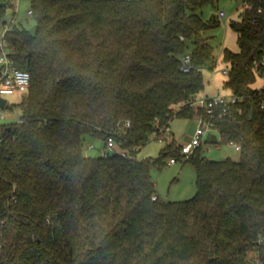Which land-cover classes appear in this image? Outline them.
Masks as SVG:
<instances>
[{
  "label": "trees",
  "instance_id": "obj_1",
  "mask_svg": "<svg viewBox=\"0 0 264 264\" xmlns=\"http://www.w3.org/2000/svg\"><path fill=\"white\" fill-rule=\"evenodd\" d=\"M29 1L35 31L14 21L5 36L31 84L19 120L0 124V264H264V95L253 87L264 0H235L239 51L222 53L225 86L243 100L218 121L220 141L238 140L240 158L198 147L187 158L198 191L182 201L162 199L151 172L181 145L156 159L137 152L175 117L204 114L192 103L221 21L202 11L222 0ZM12 2L0 0V28ZM87 135L128 155L87 156Z\"/></svg>",
  "mask_w": 264,
  "mask_h": 264
},
{
  "label": "rangeland",
  "instance_id": "obj_2",
  "mask_svg": "<svg viewBox=\"0 0 264 264\" xmlns=\"http://www.w3.org/2000/svg\"><path fill=\"white\" fill-rule=\"evenodd\" d=\"M15 7L7 9L4 22H11L13 17L21 22L26 28L32 32L36 29V22L31 14L28 13L30 8L29 0H13ZM245 6L243 3L235 0H222L219 3L208 5L203 9L202 15L204 19L210 20L214 15L220 17V26L208 32L212 36L211 43L214 46V59L216 64L214 66H206L202 69L205 89L199 93V97H212L221 93L223 95L230 94V89L225 86L227 75L223 74L222 70L227 68V64L223 61V49L230 48L233 51H239L237 33L230 27L231 20H241L242 13ZM220 10H224L226 15L220 16ZM2 24L1 27H3ZM1 33V32H0ZM194 45L190 44L187 49L192 52ZM263 81L258 79L253 87L257 88L262 85ZM27 96V92L16 90L12 94H7L5 97L8 99L6 107L2 108L0 114V124L18 121L21 115L20 104ZM199 126L198 116L194 117H175L170 122L171 131L165 132V139H157L150 136V140L143 144L141 149L137 152L138 159L144 158H159L167 146V144L174 139L177 145L187 144L192 141L195 132ZM213 136V135H211ZM209 136L204 140L203 150L200 153L201 157L213 160H224L228 157L238 160L240 152L235 150L233 146L224 141H219L218 144L210 142L212 137ZM216 137V136H215ZM93 144L94 147L89 149L88 146ZM106 142L102 138L87 135L85 138V154L91 157H98L104 155ZM110 154L115 150L109 149ZM172 155L164 157L165 163L161 166H154L152 168V176L156 184V189L159 196L167 201H182L192 199L196 196L198 191L197 185V171L195 164L192 160L179 159L174 164H169ZM251 257L255 254L251 253Z\"/></svg>",
  "mask_w": 264,
  "mask_h": 264
},
{
  "label": "built area",
  "instance_id": "obj_3",
  "mask_svg": "<svg viewBox=\"0 0 264 264\" xmlns=\"http://www.w3.org/2000/svg\"><path fill=\"white\" fill-rule=\"evenodd\" d=\"M31 12L32 11L29 9L28 13L31 14ZM219 14L220 16L226 15L224 10H220ZM16 18L17 15L13 17L11 22H5L3 27L0 28V98H6L5 95L12 94L16 90L27 92L31 84L30 72L24 69H18L14 66V60L10 56V51L5 40L6 33L11 24L16 21ZM181 39L184 40V37H181ZM190 60L191 56L187 55L185 63L182 67L184 71L190 70ZM255 70L259 75H261V80L263 81L262 85L256 88V94L264 95V60L260 63L256 62ZM222 72L223 74H227V68H224ZM242 100L243 99L241 97L231 93L227 95L218 93L216 96H206L195 100L192 105L201 107L204 110V114L198 116L199 126L192 141L187 144H182L181 156L179 158L171 157L169 164H174L179 159H187L198 149V147L203 146L204 140L211 135L216 136V139L220 141L221 127L218 121L230 115L232 106L241 103ZM261 107L264 108V98L261 100ZM2 108L3 107L0 106V114L2 112ZM239 111H241V109H239ZM127 124L130 125L129 122ZM167 131H171L170 126L166 128V132ZM153 137L160 140L166 138L165 133H154ZM228 144L233 146L234 149L239 152L242 150V145L238 140L232 139L228 142ZM93 147V144L88 146L89 149ZM109 149L115 150L114 153H118L124 157L128 155V151L117 145L113 137L108 138L106 148L104 149V155L110 154L108 151ZM153 198L155 199L156 196Z\"/></svg>",
  "mask_w": 264,
  "mask_h": 264
},
{
  "label": "water",
  "instance_id": "obj_4",
  "mask_svg": "<svg viewBox=\"0 0 264 264\" xmlns=\"http://www.w3.org/2000/svg\"><path fill=\"white\" fill-rule=\"evenodd\" d=\"M7 101H8L7 98H2L1 97L0 98V106L3 107V108L6 107Z\"/></svg>",
  "mask_w": 264,
  "mask_h": 264
}]
</instances>
